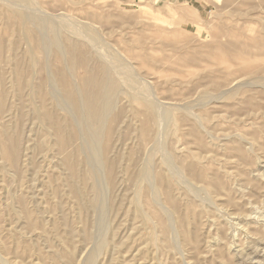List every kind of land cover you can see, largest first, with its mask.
<instances>
[{
	"label": "rangeland",
	"instance_id": "1",
	"mask_svg": "<svg viewBox=\"0 0 264 264\" xmlns=\"http://www.w3.org/2000/svg\"><path fill=\"white\" fill-rule=\"evenodd\" d=\"M15 13L28 15L24 27ZM35 18L121 83L100 163L81 150L97 129H81L61 90L67 52L45 40L36 48ZM0 46V88L9 92L0 110V264H84L91 234L113 240L97 264H264V0H0ZM32 50L42 62L29 72ZM20 65L32 83L22 92ZM50 116L77 136L66 147ZM5 131L21 135L20 149L3 141ZM67 154L81 163L79 198ZM107 158L117 161L111 191ZM187 164L201 176L189 177ZM88 170L100 175L99 196ZM169 194L179 208L168 219Z\"/></svg>",
	"mask_w": 264,
	"mask_h": 264
},
{
	"label": "bare ground",
	"instance_id": "2",
	"mask_svg": "<svg viewBox=\"0 0 264 264\" xmlns=\"http://www.w3.org/2000/svg\"><path fill=\"white\" fill-rule=\"evenodd\" d=\"M28 2V1H27ZM21 3V2H20ZM27 4V3H26ZM25 4V5H26ZM31 4V3H30ZM13 5V3H12ZM11 6V4H10ZM9 6V7H10ZM12 8V7H11ZM20 8V7H19ZM22 8V7H21ZM14 9V8H13ZM31 10V9H30ZM24 11V10H23ZM9 12V11H8ZM12 12V11H11ZM25 12V11H24ZM13 14V13H12ZM26 14V13H25ZM22 14V13H18L16 15L15 13V21L17 23H23V27L25 26L24 22L25 19H28V15L26 14ZM51 18V17H50ZM43 21V20H42ZM40 20H38L37 18L33 19L32 24L37 27H40L38 30H32L31 29L30 32H33V36H34V40L36 41V48L41 52L42 51V47L43 44H45V42L43 43V41L45 40L47 43V45H50L52 48H54L57 52V55L60 56V54H62V52H64L63 50H66L67 52V57L65 59H63L60 62V68H59V76H60V80L61 85H62V92L65 95V100L66 102L69 104L70 106V113H72L74 115V117L79 121V123L81 124V129L85 130L88 129L90 126L95 127L97 129V132L94 135H90L89 138L87 139V141L85 142L84 145L81 146V150L83 152H86V156L89 155L91 160L99 161V157L98 156V148L99 147V138L101 137L102 132H104V129L106 127V125L108 124L111 116H112V100L114 98V96L118 93V91L121 87V83L119 82V80H116L114 78V76L112 75V71L110 69V67L104 65V64H99V69H97L96 71L92 70L90 67V61L92 60V57L90 55V53H86V50H83V48H81L78 43L74 42V41H69L68 39H63L64 41H59L57 40L56 36H55V24L53 22H49L47 28H43V26H45V23L42 22ZM27 26V25H26ZM46 29V31H48V36L47 37L49 39V41H47V38L44 37L45 39H43L42 35L40 34V30ZM69 29V28H68ZM26 31V29H25ZM29 33V32H28ZM43 33V32H42ZM25 34V33H24ZM41 36V37H40ZM42 38V39H41ZM83 38V37H82ZM89 41V40H88ZM2 45V44H1ZM47 45H45L47 47ZM47 49V48H46ZM45 49V50H46ZM44 50V49H43ZM44 50V51H45ZM108 50V49H107ZM43 51V52H44ZM2 52V47L0 46V55ZM28 59L30 60L31 65L29 72H31V70L39 67L41 65V58L39 57L38 53L35 50H32L29 52L28 55ZM115 65V64H114ZM117 66V65H116ZM115 66V67H116ZM114 67V66H113ZM117 69V67H116ZM123 69V68H122ZM131 70V68H130ZM26 71V69H25ZM34 71V70H33ZM47 71V70H46ZM120 71V70H119ZM22 69H21V65L18 68V73H17V77L18 80L17 82V89L19 92H22L23 89L25 87L31 86L32 87V83L29 79H25L23 77V75L21 74ZM116 72V71H115ZM129 72V71H128ZM28 73V72H26ZM25 73V74H26ZM130 74V73H129ZM28 75V74H27ZM126 75V74H125ZM118 76V75H117ZM29 77V76H28ZM27 77V78H28ZM47 77H42V81L40 82L39 85V89H44L46 86V79ZM127 78V76H126ZM137 78V77H135ZM1 79V76H0ZM128 79V78H127ZM122 82V81H121ZM48 84V82H47ZM144 84V83H143ZM0 85H2L0 83ZM135 86V85H133ZM36 87V86H35ZM235 89V88H234ZM233 90V89H232ZM119 91V92H120ZM8 91L3 90V88H0V110L1 108L4 106L5 100H6V94ZM44 92L46 93L45 96L48 97L50 99V93L48 92L47 89L44 90ZM145 93V92H144ZM228 93V92H227ZM9 94V92H8ZM118 95V94H117ZM139 95V94H138ZM145 95V94H144ZM25 96V95H24ZM140 96V95H139ZM146 96V95H145ZM138 97V96H137ZM149 98V96H147ZM137 99V98H136ZM207 101V100H206ZM203 103V102H202ZM144 105L146 106V108L149 110L148 113V119L149 120H153L154 119V113H153V105L149 102H145ZM158 106V105H157ZM24 106H22L23 108ZM26 107H24L25 109ZM55 108V106H54ZM23 110V109H22ZM25 114H27V111L24 110ZM53 111V110H52ZM4 112V111H3ZM115 114V113H114ZM71 115V114H70ZM195 115V114H194ZM12 116V115H11ZM38 117V116H37ZM47 123L49 125V128L51 130H59L62 135V140L59 141V144L61 147H64L67 143H68V139L70 138L72 139H76V135L73 133L72 137L68 136L67 134V124H65L63 121H56L53 117H48L47 118ZM72 120V119H71ZM118 120V118H117ZM161 121V119H160ZM21 124V123H20ZM79 125V124H78ZM83 126V128H82ZM73 127V126H72ZM7 128V127H6ZM20 128V126H19ZM22 128V126H21ZM48 128V129H49ZM80 128V125H79ZM10 129V128H9ZM80 129V132L82 131ZM117 129V128H116ZM14 130V129H13ZM23 130V129H22ZM8 131V130H7ZM19 131V130H18ZM94 131V130H93ZM96 131V130H95ZM15 132V131H14ZM85 132V131H84ZM69 133V131H68ZM81 134V133H80ZM105 134V133H104ZM110 136V133H108ZM112 134V133H111ZM103 135V134H102ZM45 136V135H44ZM83 136V135H82ZM80 137V135H79ZM103 137V136H102ZM160 137V136H159ZM2 140V139H1ZM21 135L19 136L18 134H12L10 136H8L6 134V131L4 132V137H3V141H7V142H11L13 144V147L15 148H19V145L21 143ZM84 141V140H83ZM81 142V140H80ZM109 142V141H108ZM2 143V142H1ZM71 143V142H69ZM110 143V142H109ZM102 144V142H101ZM100 144V145H101ZM3 145V143H2ZM109 145V144H108ZM152 146V145H151ZM1 147V146H0ZM66 147V146H65ZM77 147H80V144H77ZM112 148V147H111ZM251 148V147H250ZM4 149V148H3ZM6 149V148H5ZM102 150V147L100 148ZM248 149V148H247ZM12 150V149H11ZM100 150V151H101ZM7 151V150H6ZM17 151V149H16ZM66 150H64L65 152ZM81 151V152H82ZM19 152V151H18ZM82 152V153H83ZM168 152V151H167ZM104 153V152H103ZM102 153V154H103ZM149 153V152H148ZM147 153V154H148ZM169 153V152H168ZM84 154V153H83ZM100 154V152H99ZM162 155V154H161ZM12 159L13 162H16L18 160L17 156L12 152L11 155H9ZM9 157V158H10ZM19 157V156H18ZM66 157V162L68 165V170H69V174L71 177V187H72V191L74 192L75 196L77 198H79L80 196H82V192L77 191V188L75 187L74 183L76 181L77 178L81 177L82 178V169H81V163L79 160L74 159L73 157L68 156V154L65 156ZM162 157V156H161ZM109 158V157H108ZM105 163V165L108 167L110 173L108 175V181H109V189L111 191L112 187L115 186V177H114V172H115V168L117 165V161L116 159H108ZM115 158V157H114ZM117 158V157H116ZM106 159V158H105ZM8 160V158H7ZM26 160V159H25ZM81 162H83L81 160ZM94 163V162H93ZM100 163V161H99ZM88 164V162H87ZM144 164V163H143ZM175 164V163H174ZM102 164H100L99 166H101ZM120 167V166H119ZM105 168L101 166V170ZM145 169V167H144ZM187 171V175L191 178H197V176H201L202 172L197 170L195 165L190 164L187 166H185L184 168ZM104 171V170H103ZM107 171V170H105ZM176 171V169H175ZM179 171V170H178ZM122 172V171H121ZM40 173V172H39ZM175 173V172H174ZM178 173V172H177ZM176 174V173H175ZM177 175V174H176ZM142 176V175H141ZM180 176V174L178 175ZM84 180L86 181L87 184H89L90 190L94 193L97 194L99 196V190L101 189V187L98 188L97 182L98 181L100 175L98 174V171L95 172L92 170H88L87 173L84 174ZM106 177V176H105ZM181 177V176H180ZM154 179V178H153ZM164 181V178H161ZM160 179V180H161ZM200 179V178H199ZM32 180V179H31ZM107 180V179H106ZM161 180V181H162ZM166 180V179H165ZM139 181V180H138ZM188 181V180H187ZM104 182V181H103ZM85 183V182H84ZM163 183V182H162ZM171 184V182L169 183ZM169 186V185H168ZM194 187V186H193ZM86 188V187H85ZM107 188H108V184H107ZM168 189V188H167ZM108 190V189H107ZM102 191V190H100ZM109 191V190H108ZM104 193V192H103ZM102 193V194H103ZM106 193V192H105ZM108 193V192H107ZM101 194V195H102ZM73 195V194H72ZM138 195V194H137ZM170 195V194H169ZM139 197V196H138ZM108 198V197H107ZM137 198V197H136ZM102 199V198H101ZM139 199V198H138ZM153 199V198H152ZM102 201V200H101ZM135 201V200H134ZM175 201V200H174ZM78 202V201H77ZM169 205L167 208L171 209V210H167V208H165L166 214L168 215V219L170 218V214L172 213V208H176L175 211H177L176 202L173 203L172 200V196H169ZM105 204V202H104ZM92 208H96L99 209L101 207L99 200L95 199L92 201L91 203ZM109 205V204H108ZM107 205V206H108ZM110 206V205H109ZM108 206V207H109ZM117 206V205H116ZM106 208L107 210L109 208ZM117 208V207H116ZM102 209V208H101ZM105 209V210H106ZM128 209V208H127ZM112 210V209H111ZM101 211V210H100ZM103 211V210H102ZM115 211V210H114ZM142 211V210H141ZM140 211V212H141ZM109 213V210L107 211ZM107 212L105 211V213L107 214ZM35 213V212H34ZM101 213V212H100ZM136 213V212H135ZM99 214V212H98ZM158 214V213H157ZM161 214V213H160ZM32 215V214H31ZM109 216V215H108ZM134 216H136V218L140 219V217L136 214H134ZM142 216V215H140ZM157 216V215H156ZM186 216V215H184ZM105 217V216H103ZM107 217V216H106ZM162 217V216H161ZM99 218V217H98ZM108 218V217H107ZM110 218V217H109ZM135 218V219H136ZM159 217H157L158 220ZM163 218V217H162ZM103 219V218H102ZM147 219V218H146ZM97 220V219H96ZM105 220V219H104ZM107 220V219H106ZM145 220V219H144ZM143 220V221H144ZM184 219H182V224L184 223L183 221ZM99 221V219H98ZM160 221V220H159ZM168 221V220H167ZM161 222V221H160ZM96 223V222H95ZM105 223V222H104ZM103 223V224H104ZM148 223V222H147ZM159 223V222H158ZM188 223V222H187ZM97 224V223H96ZM163 223H161L162 225ZM174 224V223H173ZM34 225V224H33ZM109 225V223H108ZM111 225V224H110ZM109 225V228L112 226ZM168 225V224H167ZM99 226V225H98ZM96 225V227H98ZM102 226V225H101ZM107 226V223H106ZM101 227L103 228V230H105L107 227ZM184 226V224H183ZM72 227V226H71ZM70 227V228H71ZM100 227V226H99ZM98 229V228H97ZM96 229V230H97ZM165 229V228H163ZM168 229V228H167ZM99 230V229H98ZM108 231V230H107ZM39 232V231H38ZM100 233H104L101 231H99ZM106 232V230H105ZM110 232V229H109ZM108 232V233H109ZM138 232V231H137ZM170 232V231H169ZM98 233V232H97ZM168 233V232H167ZM172 233V232H171ZM73 234V233H72ZM114 234V233H113ZM95 235V234H94ZM101 235V234H100ZM104 235V234H103ZM101 235V237L103 236ZM106 235V233H105ZM104 235V236H105ZM96 236V235H95ZM94 236V237H95ZM113 236V235H112ZM74 237V236H73ZM93 235H89L88 238H91V240L94 243V246L90 255H87L88 257L86 258V260L84 261V264H97V261L99 259V257L105 253V251L107 250V248L109 247V243L110 241L113 242V240L108 239L106 236L104 238H100L99 241L95 242V239ZM99 239V238H97ZM112 239V238H111ZM110 240V241H109ZM114 246V245H113ZM89 248V247H88ZM66 256V255H65ZM119 259V258H118Z\"/></svg>",
	"mask_w": 264,
	"mask_h": 264
}]
</instances>
